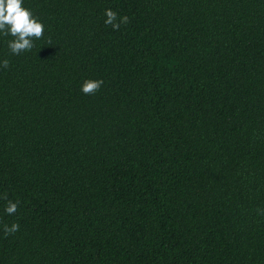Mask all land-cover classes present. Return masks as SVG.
<instances>
[{"label": "trees", "instance_id": "1", "mask_svg": "<svg viewBox=\"0 0 264 264\" xmlns=\"http://www.w3.org/2000/svg\"><path fill=\"white\" fill-rule=\"evenodd\" d=\"M23 6L44 32L0 34V264H264V0Z\"/></svg>", "mask_w": 264, "mask_h": 264}, {"label": "clouds", "instance_id": "2", "mask_svg": "<svg viewBox=\"0 0 264 264\" xmlns=\"http://www.w3.org/2000/svg\"><path fill=\"white\" fill-rule=\"evenodd\" d=\"M105 24L112 26L113 30H118L121 24H128L129 17H118L112 9L105 10ZM44 25L33 12L23 6V0H0V34L11 36L8 41V48L13 55H19L25 51H31L34 47V40L43 39ZM51 43V40L48 41ZM3 68L9 67L7 59L0 62ZM103 80L87 79L81 86V91L86 95H95L101 88ZM7 200L5 212L14 215L18 211L19 201L8 200L7 195L0 197ZM258 215H264V209H257ZM19 224L13 223L11 226L4 225L5 236L14 234L19 230Z\"/></svg>", "mask_w": 264, "mask_h": 264}]
</instances>
